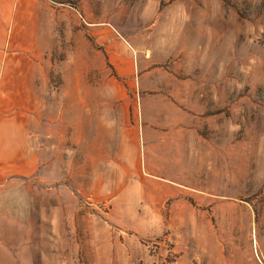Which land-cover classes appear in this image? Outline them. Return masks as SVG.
I'll list each match as a JSON object with an SVG mask.
<instances>
[{
	"label": "rangeland",
	"instance_id": "obj_1",
	"mask_svg": "<svg viewBox=\"0 0 264 264\" xmlns=\"http://www.w3.org/2000/svg\"><path fill=\"white\" fill-rule=\"evenodd\" d=\"M26 1L0 264H264V0Z\"/></svg>",
	"mask_w": 264,
	"mask_h": 264
},
{
	"label": "crops",
	"instance_id": "obj_2",
	"mask_svg": "<svg viewBox=\"0 0 264 264\" xmlns=\"http://www.w3.org/2000/svg\"><path fill=\"white\" fill-rule=\"evenodd\" d=\"M27 3L24 6L21 0H0V176L12 174L11 171L4 172V168L17 165L20 160L29 161V153L34 157L35 134L27 118L32 115L28 110L31 106L27 96L30 91L28 75H33L34 61L12 57L10 37L12 30H15V34L26 31L31 23L36 10L27 7ZM20 46L23 49L32 48L30 50L34 52V47L28 43H20ZM10 75H23L24 79L14 80ZM16 81L21 83L19 87L15 85ZM15 99L18 104L12 106ZM19 107L22 111H18ZM5 108L10 113L4 114Z\"/></svg>",
	"mask_w": 264,
	"mask_h": 264
}]
</instances>
